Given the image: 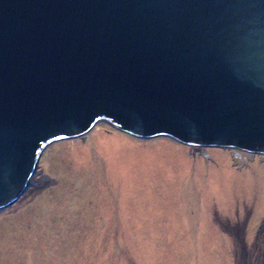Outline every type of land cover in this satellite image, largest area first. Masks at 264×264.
I'll return each instance as SVG.
<instances>
[{"label":"water","instance_id":"obj_1","mask_svg":"<svg viewBox=\"0 0 264 264\" xmlns=\"http://www.w3.org/2000/svg\"><path fill=\"white\" fill-rule=\"evenodd\" d=\"M113 135L264 164V0H0V218L59 148Z\"/></svg>","mask_w":264,"mask_h":264},{"label":"rangeland","instance_id":"obj_2","mask_svg":"<svg viewBox=\"0 0 264 264\" xmlns=\"http://www.w3.org/2000/svg\"><path fill=\"white\" fill-rule=\"evenodd\" d=\"M111 138L56 151L30 201L0 218V264H261L264 164Z\"/></svg>","mask_w":264,"mask_h":264},{"label":"bare ground","instance_id":"obj_3","mask_svg":"<svg viewBox=\"0 0 264 264\" xmlns=\"http://www.w3.org/2000/svg\"><path fill=\"white\" fill-rule=\"evenodd\" d=\"M115 139V138H114ZM114 139H112L111 137H106V138H103L102 140V142H109L112 146H114V145H120V143L118 142V141H114ZM112 141H114V142H112ZM102 142L100 143V144H102ZM116 164V163H115ZM119 166V165H118ZM118 166L117 167H115L116 169H118ZM115 168H112V169H115ZM210 185H211V183H210ZM214 187V186H213ZM125 188L126 187H124V190H125ZM214 189V192H216L217 193V191L215 190V188H213Z\"/></svg>","mask_w":264,"mask_h":264},{"label":"flooded vegetation","instance_id":"obj_4","mask_svg":"<svg viewBox=\"0 0 264 264\" xmlns=\"http://www.w3.org/2000/svg\"><path fill=\"white\" fill-rule=\"evenodd\" d=\"M261 264H264V248H263V251H262V262Z\"/></svg>","mask_w":264,"mask_h":264},{"label":"trees","instance_id":"obj_5","mask_svg":"<svg viewBox=\"0 0 264 264\" xmlns=\"http://www.w3.org/2000/svg\"><path fill=\"white\" fill-rule=\"evenodd\" d=\"M20 199H21V198H20ZM20 199H18L17 202H18Z\"/></svg>","mask_w":264,"mask_h":264}]
</instances>
